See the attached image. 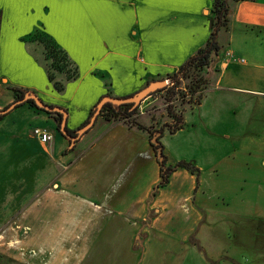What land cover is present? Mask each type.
<instances>
[{
	"label": "crops",
	"instance_id": "obj_1",
	"mask_svg": "<svg viewBox=\"0 0 264 264\" xmlns=\"http://www.w3.org/2000/svg\"><path fill=\"white\" fill-rule=\"evenodd\" d=\"M212 4L213 0H3L0 110L14 100L10 88H20L46 105L64 109L66 128L76 132L102 97L130 96L149 79L174 73L202 48L211 32ZM228 19L217 36L220 50L211 63L213 83L199 105L183 116V128L171 135L185 134L187 147L194 145L192 136L196 138L202 157L192 156L190 162L199 171L198 182L184 169L171 174L153 196L149 211L156 217L144 244L160 233L173 235L181 241L178 248L201 252L206 264L247 263L254 234L264 233V0L231 2ZM39 26L78 68V78L67 82L61 93L49 83L40 52L35 54L36 44L22 41ZM34 127L53 132L48 146L31 136ZM164 155L167 166L179 162L168 152ZM48 158L58 164L52 191L46 187ZM155 159L146 136L134 127L98 115L70 147L51 116L27 104L13 109L0 120V244L8 245L3 235L15 229L26 235L44 233L51 211L46 204L49 193L54 217L59 218L58 233H66L65 225L75 226L76 219V226L93 236L89 251L101 244L117 246L115 236L129 248L130 237L139 232L145 217L114 203L131 186L136 195L159 182ZM35 196L36 211L28 207L15 227V212ZM157 219L160 227L154 223Z\"/></svg>",
	"mask_w": 264,
	"mask_h": 264
},
{
	"label": "rangeland",
	"instance_id": "obj_2",
	"mask_svg": "<svg viewBox=\"0 0 264 264\" xmlns=\"http://www.w3.org/2000/svg\"><path fill=\"white\" fill-rule=\"evenodd\" d=\"M251 45L256 47L254 43H251ZM36 48L37 51L35 54L38 56V52H40L41 47L36 46ZM214 57L211 59L208 69H206L203 74L204 79L207 82L204 86H202L203 88L199 96L195 95L191 97L188 95L186 97H182V95H186L187 93L189 94V92H187V87L195 83L198 77L202 75L200 73L190 72L188 78H181L179 82H176L178 85L175 83L173 86H171V81L168 83V85H166V87L171 88L176 93V97L172 100V102L168 103L165 101V93L152 94L141 102L133 118L138 122V124L149 129L150 131H154L158 130L160 127H164L165 125L173 124L167 114L168 106H171L170 110H173L176 114L181 115L182 117L186 115L187 112H189L193 107L199 105L204 94L207 92V90H209L211 84L213 83L215 72L214 66L211 63L214 61ZM167 75L156 76L152 79H149V81L168 80ZM149 81H147V83ZM187 118L190 119L191 115H188ZM115 123L127 125L123 121H116ZM48 130L51 131L50 129ZM56 131L58 132V129H56ZM141 132L144 133L148 142L150 141L152 143L157 138L156 134L148 138V133L146 131ZM51 133L53 134L52 131ZM184 137L185 134L183 133H179L176 136H171L165 130L163 133V138L160 141L162 146H164L163 155L168 152L175 160H179V162L188 158L189 161L188 159L184 161L187 163H191L190 161H192V156L194 159L196 157H202L201 154H198L200 153L199 150H201V147H198L196 138L192 136V141L195 140L194 145H189V147H187L182 141ZM57 165L58 164L55 159H47V191L53 190L52 186L56 181L55 169ZM196 182H198L197 178ZM157 184L158 183L156 182H152V184H149L147 189H144L145 191H140V193L137 192L136 195L135 192L131 190V186L123 193L119 200L116 199V202L113 201V203L115 202V206H121L122 209H127L130 212H135L145 217L142 221L139 232L133 233L132 237H130L131 239L129 241V248L125 242L122 243L123 238L121 236H115L114 238L116 239L114 241L118 243L117 246H111L107 244L105 247L103 244H101L96 249L89 251L90 249L88 248L91 247V240L93 236H91L89 233H83L82 228L76 226V219H73L75 220V226L69 227V225L66 224L65 227H68L66 229L67 232L58 233L55 225L59 224V218L54 217V201L53 198L48 197V193L46 204L47 209L49 208V210H51V216L49 215V217L46 219L44 233H40L39 235H26L16 233L15 229L14 233L3 235L8 240L6 241L8 242V245H6V243H3V245L0 244V264H27L28 262H30V264H89L92 260L94 261V264L97 262L101 264L103 257H106L103 261L104 264H117L119 260L122 262L121 264H206L202 258L201 252H196L191 250V248H189V250L185 249V251H183V248H178L182 247L180 243H177L181 241L173 235H171L172 237H168L165 235V233L157 234L159 237L153 238L149 245H144L147 238L149 239V228H151V222L156 217V214H154L152 211H149V208L154 202L155 195L158 194L159 190L161 189L156 188ZM37 199L38 196H35L30 202H27L23 206L20 205L22 208L17 213L15 212L13 217L15 227L20 223L21 213L25 212L28 207L30 208V212L36 211L39 205L36 201ZM113 203L111 204L113 205ZM221 218L223 217L221 216ZM95 219L96 218H94L93 223L95 222ZM79 220L82 222L84 221L83 219ZM179 221L181 222L180 218ZM82 222H80V225ZM154 223L157 225V227H160L162 224L161 219H157ZM178 226V224H175L173 227L175 230H177ZM218 226L221 228L223 227L222 225ZM218 230V232L221 234L222 229L218 228ZM167 232H170V229L167 230ZM134 235L136 236L135 238H133ZM254 235V243L252 242L251 244L253 250L248 256L249 259L245 261L247 263L241 261L239 264H264V233L257 232ZM215 242L216 245H219L220 243L218 240H215ZM128 254H130L132 257L129 258ZM88 255L90 257L88 259L89 263H86ZM221 264H225L224 261Z\"/></svg>",
	"mask_w": 264,
	"mask_h": 264
},
{
	"label": "trees",
	"instance_id": "obj_3",
	"mask_svg": "<svg viewBox=\"0 0 264 264\" xmlns=\"http://www.w3.org/2000/svg\"><path fill=\"white\" fill-rule=\"evenodd\" d=\"M254 1L255 0H213L211 8V32L207 42L202 48L198 49L192 56H190L174 73L167 75L168 83L171 81L170 85L173 86L176 82H179L181 78H188L190 72L202 74L200 77H198L195 83L187 87V92H189V94L187 93L186 95H182V97H186L188 95L191 97L195 95L199 96L203 88L202 86L206 84L207 81L204 79L203 74L206 69H208L211 59L214 56H217L219 53L220 47L217 43V35L221 29L226 28L228 25L229 4L231 2L237 3ZM22 41L26 44L33 43L36 44V46L41 47L40 64L42 65L47 79L55 92L61 93L64 90V86L67 82L74 81L78 78L79 72L75 63L69 58L67 53L59 45H57V43L49 35L44 32L42 26L37 27L27 37L23 38ZM10 89L14 94V100L11 104H14L17 101L21 100L24 95L29 92L14 87ZM156 93H165V101L168 103L172 102V100L176 97V93L169 87H165L152 94ZM24 104H27L30 107L37 109L32 100H28L23 104L17 105L15 108ZM10 105L6 106L4 109L8 108ZM95 107L96 105L90 110L88 120L83 125H81V127H83L89 121L90 117L94 113ZM170 108L171 106H168L167 114L173 124L165 125L164 127H160L158 130L154 131H150L149 129L138 124V122L133 118V116L138 110V107L132 109L131 104L114 106L110 103H106L102 106L99 113V116L107 121H123L127 124V126L131 128L134 127L139 131H146L148 133V138L155 134L157 135L156 140L151 143V147L154 150L157 159V164L159 166L160 181L156 186L157 189L166 186L169 182L171 174L177 169H184L192 175H195L197 179L199 175V171L191 163L180 161L173 167L166 165V159L163 155V147L160 142L163 133L166 130L170 135H173L183 128V117L181 115L176 114L173 110H170ZM37 110L44 112L48 116H51L57 123L56 129L59 130L61 115L48 113L41 109ZM3 116L5 115L0 116V120ZM66 131L69 136L76 135V132L69 131L67 128ZM64 138L67 139V137Z\"/></svg>",
	"mask_w": 264,
	"mask_h": 264
},
{
	"label": "water",
	"instance_id": "obj_4",
	"mask_svg": "<svg viewBox=\"0 0 264 264\" xmlns=\"http://www.w3.org/2000/svg\"><path fill=\"white\" fill-rule=\"evenodd\" d=\"M168 85V80H155L148 82L143 88L135 92L134 94L124 97V98H114L110 96H105L96 104L94 113L90 117L89 121L81 128L76 131L75 136H69L66 131V116L67 112L60 107H51L43 103L34 93L27 92L24 97L14 104H11L8 108L0 110V116L5 115L12 111L17 105L23 104L28 100H32L37 109H41L45 112L61 115V121L59 123V133L64 137H67L70 143V147H73L75 142L86 133L94 124L96 118L98 117L102 106L106 103H110L114 106H120L124 104H131L132 109L140 106L141 102L146 99L150 94L161 90Z\"/></svg>",
	"mask_w": 264,
	"mask_h": 264
},
{
	"label": "built area",
	"instance_id": "obj_5",
	"mask_svg": "<svg viewBox=\"0 0 264 264\" xmlns=\"http://www.w3.org/2000/svg\"><path fill=\"white\" fill-rule=\"evenodd\" d=\"M31 136L41 145H46L53 139V134L51 131L43 127L32 128Z\"/></svg>",
	"mask_w": 264,
	"mask_h": 264
},
{
	"label": "flooded vegetation",
	"instance_id": "obj_6",
	"mask_svg": "<svg viewBox=\"0 0 264 264\" xmlns=\"http://www.w3.org/2000/svg\"><path fill=\"white\" fill-rule=\"evenodd\" d=\"M150 142V141H149ZM149 145H150V147H151V142L149 143ZM163 147V146H162ZM151 149H152V147H151ZM152 151H153V153H154V150L152 149ZM155 154V153H154ZM156 157V156H155ZM156 161H157V159H156Z\"/></svg>",
	"mask_w": 264,
	"mask_h": 264
},
{
	"label": "snow or ice",
	"instance_id": "obj_7",
	"mask_svg": "<svg viewBox=\"0 0 264 264\" xmlns=\"http://www.w3.org/2000/svg\"><path fill=\"white\" fill-rule=\"evenodd\" d=\"M0 3H3V0H0Z\"/></svg>",
	"mask_w": 264,
	"mask_h": 264
}]
</instances>
